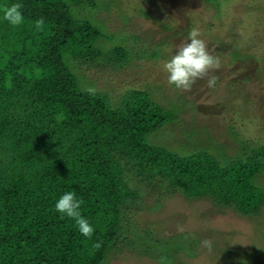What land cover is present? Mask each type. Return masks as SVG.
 <instances>
[{
    "label": "trees",
    "instance_id": "1",
    "mask_svg": "<svg viewBox=\"0 0 264 264\" xmlns=\"http://www.w3.org/2000/svg\"><path fill=\"white\" fill-rule=\"evenodd\" d=\"M16 3L22 5V24L0 18V264H112L118 258L158 263L181 252L188 256L192 249L185 245L199 241L186 233L161 238L140 229V211L155 213L160 206L146 196L161 205L176 195L186 199L184 205L209 196L222 206L234 180L248 185L234 176L233 166L251 158L207 161L211 155L204 149L181 155L150 144L148 134L174 116L172 108L152 100L156 89L132 88L113 101L81 71L103 60H128L122 46H107L112 33L71 9L95 3L0 0V17ZM186 102L197 112L194 102ZM184 107L174 117L179 137L187 133ZM253 151L252 160L264 159V145ZM250 189L237 195L242 207L253 202L246 192L255 198ZM73 190L94 228L91 238L54 210V201Z\"/></svg>",
    "mask_w": 264,
    "mask_h": 264
},
{
    "label": "rangeland",
    "instance_id": "2",
    "mask_svg": "<svg viewBox=\"0 0 264 264\" xmlns=\"http://www.w3.org/2000/svg\"><path fill=\"white\" fill-rule=\"evenodd\" d=\"M88 1L95 7L73 5V14L112 33L107 46H122L128 60L122 65L103 60L97 67L82 66L86 82L110 92L113 101L132 88L156 89L152 100L173 110L174 116L148 134L150 144L181 155L204 149L211 155L207 161L251 158L233 166L234 176L248 180V185L234 180L222 206L209 196L184 205L182 195L165 198L161 205L150 194L148 202L160 206L155 213L142 210L134 215L140 229L161 238L186 233L199 241L185 245L192 249L190 256L181 252L175 260H167L170 264H264V167H258L264 159L252 160L251 153L264 145V0H213V4L207 0ZM193 28L219 59V68L185 91L169 85L161 69ZM211 76L217 78L213 88L207 85ZM186 101L194 102L197 112H190ZM182 106L185 112L180 115L186 117L182 131L187 133L179 137L174 117ZM244 186L253 188L255 198L246 192L253 202L242 207L237 195L243 194ZM203 240L211 241V247H203ZM149 260L118 258L112 264H158Z\"/></svg>",
    "mask_w": 264,
    "mask_h": 264
},
{
    "label": "clouds",
    "instance_id": "3",
    "mask_svg": "<svg viewBox=\"0 0 264 264\" xmlns=\"http://www.w3.org/2000/svg\"><path fill=\"white\" fill-rule=\"evenodd\" d=\"M22 5L16 3L3 10L2 18L12 26H19L24 21L21 11ZM38 30L43 28V21L36 23ZM200 33L193 28L183 42L171 56L162 64V71L167 75V82L176 89L189 90L198 80L205 77L211 70L219 68V59L208 50L205 42L199 38ZM217 78L211 76L207 85L213 88ZM83 201L76 192L66 191L54 201V210L61 218L75 221L79 233L85 238H91L94 233L93 226L88 219L82 215ZM201 245L205 248L211 247V241L203 240ZM158 264H170L166 258L161 257Z\"/></svg>",
    "mask_w": 264,
    "mask_h": 264
}]
</instances>
